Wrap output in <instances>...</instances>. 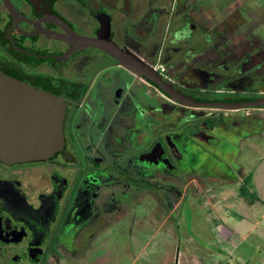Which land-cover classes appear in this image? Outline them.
Segmentation results:
<instances>
[{
  "label": "flooded vegetation",
  "instance_id": "obj_1",
  "mask_svg": "<svg viewBox=\"0 0 264 264\" xmlns=\"http://www.w3.org/2000/svg\"><path fill=\"white\" fill-rule=\"evenodd\" d=\"M196 3L0 0V70L65 101L62 148L0 159V264H49L74 239L90 247L117 219L129 225L152 195L176 204L184 174L207 161L224 166L217 152L240 140V119L172 98L102 43L194 99L264 95L252 85L255 51L232 48L244 36L216 30Z\"/></svg>",
  "mask_w": 264,
  "mask_h": 264
},
{
  "label": "rangeland",
  "instance_id": "obj_2",
  "mask_svg": "<svg viewBox=\"0 0 264 264\" xmlns=\"http://www.w3.org/2000/svg\"><path fill=\"white\" fill-rule=\"evenodd\" d=\"M195 1L200 18L220 28L230 23L227 16L235 2L247 7L251 26L232 48L255 51L259 61L252 85L264 88V0ZM215 93L208 97H221ZM202 109L240 119V140L226 139L217 152L225 157L224 166L207 161L183 175L182 195L173 206H160L152 195L148 203L135 206L129 225L128 218L117 219L87 248L88 242L74 239L49 264H264V119L246 117V107ZM238 163L255 171L253 189L262 199L250 202L239 194L243 170Z\"/></svg>",
  "mask_w": 264,
  "mask_h": 264
},
{
  "label": "water",
  "instance_id": "obj_3",
  "mask_svg": "<svg viewBox=\"0 0 264 264\" xmlns=\"http://www.w3.org/2000/svg\"><path fill=\"white\" fill-rule=\"evenodd\" d=\"M83 41L101 42L94 38ZM102 43L130 69L149 77L172 98L184 104L225 109L264 106V95L245 100L194 99L164 82L152 68L121 52L116 44L111 41ZM64 113L65 101L62 97L0 70V159L13 162L46 158L62 148Z\"/></svg>",
  "mask_w": 264,
  "mask_h": 264
},
{
  "label": "crops",
  "instance_id": "obj_4",
  "mask_svg": "<svg viewBox=\"0 0 264 264\" xmlns=\"http://www.w3.org/2000/svg\"><path fill=\"white\" fill-rule=\"evenodd\" d=\"M241 2H235V8L232 9L231 12H229L228 17V21H230V23L228 24H224V26L222 28H224V30L226 31L227 34L232 35V36H236V37H243L245 36L244 31L246 29H248L251 26V22L250 20L247 18L249 17L248 11H247V7L244 6L242 4H240ZM224 17V18H227ZM232 20V21H231ZM215 23V22H214ZM213 27V26H212ZM214 27L216 28V30H219L220 27H216V25H214ZM260 92H264V88H258L257 93ZM231 110V109H230ZM235 110H240L239 109H235ZM245 110L244 115L246 117L249 118H256L259 117L258 119L263 118L264 119V106H247ZM240 168H242L243 170V176H246L248 173H251V185L250 188L256 192V194L258 195L259 198H261L260 194L257 193L256 189H253V186H256V183L254 181V177H255V171H246L245 166L242 163H238ZM257 187V186H256ZM262 199V198H261ZM258 200V199H256ZM255 200V201H256ZM247 204H252V203H248L246 201H244ZM240 218L242 219V217L240 216ZM240 220V219H238Z\"/></svg>",
  "mask_w": 264,
  "mask_h": 264
},
{
  "label": "trees",
  "instance_id": "obj_5",
  "mask_svg": "<svg viewBox=\"0 0 264 264\" xmlns=\"http://www.w3.org/2000/svg\"><path fill=\"white\" fill-rule=\"evenodd\" d=\"M258 95H253V96H243V97H226L223 98L224 100H245V99H253ZM251 173H248L244 179L243 182L241 183L240 187H239V194L243 197H247L248 200L254 201L256 199H259L258 195L256 194L255 191L250 189V185H251Z\"/></svg>",
  "mask_w": 264,
  "mask_h": 264
},
{
  "label": "built area",
  "instance_id": "obj_6",
  "mask_svg": "<svg viewBox=\"0 0 264 264\" xmlns=\"http://www.w3.org/2000/svg\"><path fill=\"white\" fill-rule=\"evenodd\" d=\"M156 67H157L158 69H161V65H159V64H158V65H156Z\"/></svg>",
  "mask_w": 264,
  "mask_h": 264
}]
</instances>
